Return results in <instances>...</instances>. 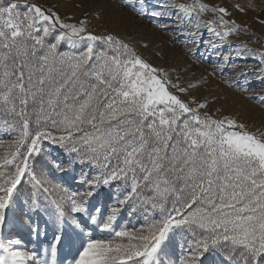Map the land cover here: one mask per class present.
<instances>
[{
    "label": "snow or ice",
    "instance_id": "1",
    "mask_svg": "<svg viewBox=\"0 0 264 264\" xmlns=\"http://www.w3.org/2000/svg\"><path fill=\"white\" fill-rule=\"evenodd\" d=\"M124 3L140 17L165 15L148 0ZM173 7L188 16L220 13L194 27L207 28L221 42L241 31L224 19L230 15L226 8L195 2ZM259 55L264 63V53ZM223 61L215 65L221 75L238 67L229 56ZM238 74L247 78V72ZM171 88L179 86L168 73L121 38L96 35L85 20L65 23L35 4L21 11L13 0H0V117L11 118L0 124L16 133L0 140V230L15 223L9 213L26 183L36 212L38 193H62L50 214L53 233L43 256L22 249L21 239L0 235V264H162V245L177 232L186 252L176 264H202L209 249L219 253L220 264H264V132L246 131L229 117L202 115L207 103L181 99ZM254 98L264 106V90ZM45 142L96 169L94 175L81 173L82 191L53 184L43 168L37 174ZM113 185L123 190L117 205L129 204L131 211L146 206L139 228L117 224L118 206L105 215L92 204L101 186ZM24 223L39 237L30 216ZM88 224L112 238H96ZM65 225L79 227L75 239L65 236ZM65 240L69 255L61 262Z\"/></svg>",
    "mask_w": 264,
    "mask_h": 264
},
{
    "label": "rangeland",
    "instance_id": "2",
    "mask_svg": "<svg viewBox=\"0 0 264 264\" xmlns=\"http://www.w3.org/2000/svg\"><path fill=\"white\" fill-rule=\"evenodd\" d=\"M3 2L7 3L8 0ZM13 2L20 5L21 11L26 5L35 4L47 12H55L65 23L78 24L85 20L88 30L94 34H112L121 38L149 64L168 73L169 78L179 86L171 88L170 91L186 101L195 98L198 102L207 103L208 107L200 110L202 115L208 113L215 119L229 117L243 124L246 131L256 134L264 132V106L259 99L254 98L264 90V63L259 55L264 53V24L258 23V19H264V0H148L150 7L156 6L157 10L165 12V15L158 18L137 16L131 8L125 6L124 0H13ZM194 2L205 4L209 9L226 8L230 15L224 16V19L235 21L241 31L228 37L227 41L221 42L207 28L197 30L194 25L198 21L212 20L221 14L208 11L200 16L196 13L188 16L173 7L179 4L192 5ZM236 5L245 11H238ZM209 41L216 44V47L210 48ZM61 48L69 50L64 44ZM224 56H229L230 62L238 67L228 68L221 75V70L215 68V65L223 63ZM241 72H247V78L238 74ZM190 83H195L198 87L193 89L189 87ZM180 88H187V93L180 92ZM190 106L196 107L195 104ZM15 134L7 126L0 124V140L8 141ZM45 145L44 153L37 157V174L39 175L43 168L53 184L62 185L69 192L82 191L83 187L78 183L81 173L94 175L96 169L74 161L57 144L45 142ZM57 164L62 165L63 171L57 169ZM114 185L101 186L97 194L91 198L92 204L101 208L105 215L112 206H118L117 224L130 229L139 228L145 223L146 206H138L136 211H131L129 204L117 205V197L123 190ZM31 192V185L26 183L13 212L9 213L10 219L15 216V223L6 225L0 230V235L5 240L21 239L24 242L22 249L35 251L43 256L53 233L50 214L55 211L54 201L60 202L59 196L62 193L53 192L51 195L38 193L36 198L41 207L39 212H36L30 207ZM29 216L33 226L39 225V237L35 233H30L24 223ZM83 226L84 223L81 221L79 227ZM79 227L74 231L72 225H65L63 230L65 236L75 239ZM87 227L93 230L96 238H112L110 233H101L91 224ZM185 252L186 240L183 234L173 233L162 245L160 259L162 264H176ZM67 255L69 251L65 240L58 260L63 262ZM202 264H220L219 253L209 249L202 257Z\"/></svg>",
    "mask_w": 264,
    "mask_h": 264
}]
</instances>
